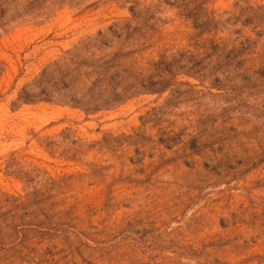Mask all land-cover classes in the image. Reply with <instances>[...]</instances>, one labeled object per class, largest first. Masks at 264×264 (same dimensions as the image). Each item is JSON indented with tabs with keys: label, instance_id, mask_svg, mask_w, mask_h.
<instances>
[{
	"label": "rangeland",
	"instance_id": "374dc122",
	"mask_svg": "<svg viewBox=\"0 0 264 264\" xmlns=\"http://www.w3.org/2000/svg\"><path fill=\"white\" fill-rule=\"evenodd\" d=\"M166 2L0 0V264H264V0ZM135 4L154 91L95 115L16 101Z\"/></svg>",
	"mask_w": 264,
	"mask_h": 264
},
{
	"label": "trees",
	"instance_id": "16d2710c",
	"mask_svg": "<svg viewBox=\"0 0 264 264\" xmlns=\"http://www.w3.org/2000/svg\"><path fill=\"white\" fill-rule=\"evenodd\" d=\"M191 3L194 2L174 0L171 5L184 8L185 16L189 18ZM3 4L0 3V28L5 25L7 18V12L2 9ZM136 7L135 4L130 8L131 17L119 19L106 29L81 38L71 49L50 62L20 89L16 101L20 104H63L86 115H95L124 104L142 91H154L158 84L152 82L147 72L160 64L151 58L156 51L155 43L152 42L156 28L149 23L152 18L146 17L144 11H136ZM251 10L252 7L239 8L237 16L226 18L224 15L227 12L218 16L207 12V29L216 18L217 25H235L238 22L245 26L252 18H244V13ZM246 51L247 48L233 47L226 53L227 62H238L243 66L246 59L240 62L238 59ZM165 53L157 50L156 57L162 59ZM2 72L3 64L0 62V76ZM170 74L173 76L174 73L171 71Z\"/></svg>",
	"mask_w": 264,
	"mask_h": 264
}]
</instances>
